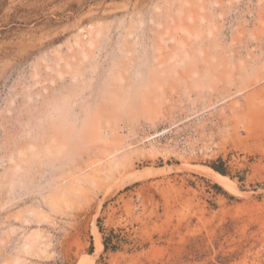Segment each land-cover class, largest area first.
Segmentation results:
<instances>
[{
    "label": "rangeland",
    "instance_id": "obj_1",
    "mask_svg": "<svg viewBox=\"0 0 264 264\" xmlns=\"http://www.w3.org/2000/svg\"><path fill=\"white\" fill-rule=\"evenodd\" d=\"M87 259L264 264V0H0V264Z\"/></svg>",
    "mask_w": 264,
    "mask_h": 264
},
{
    "label": "bare ground",
    "instance_id": "obj_2",
    "mask_svg": "<svg viewBox=\"0 0 264 264\" xmlns=\"http://www.w3.org/2000/svg\"><path fill=\"white\" fill-rule=\"evenodd\" d=\"M193 166V165H192ZM162 168V167H161ZM160 168V169H161ZM200 168V167H199ZM193 169V168H192ZM201 169V168H200ZM164 170V169H163ZM198 170V169H197ZM203 171V170H202ZM161 172V170L159 169H145L144 171H141L139 173L136 174V176H153V175H157ZM204 172L212 179L214 180L216 183L220 184L221 186H223L224 188H227L229 190H234L236 191L234 184L229 180L228 177H226L225 175L219 173L218 171L212 169V168H206L204 170ZM162 173V172H161ZM200 173V172H199ZM238 191V190H237ZM99 247V244L97 245ZM84 264H92V261H89L87 259V261Z\"/></svg>",
    "mask_w": 264,
    "mask_h": 264
},
{
    "label": "trees",
    "instance_id": "obj_3",
    "mask_svg": "<svg viewBox=\"0 0 264 264\" xmlns=\"http://www.w3.org/2000/svg\"><path fill=\"white\" fill-rule=\"evenodd\" d=\"M214 170L218 171L219 173H224V171L222 170V168L220 166H212Z\"/></svg>",
    "mask_w": 264,
    "mask_h": 264
}]
</instances>
